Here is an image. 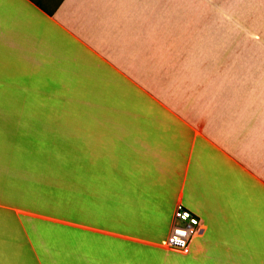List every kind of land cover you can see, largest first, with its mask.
Segmentation results:
<instances>
[{"label":"crops","instance_id":"1","mask_svg":"<svg viewBox=\"0 0 264 264\" xmlns=\"http://www.w3.org/2000/svg\"><path fill=\"white\" fill-rule=\"evenodd\" d=\"M240 11L0 0V189L37 217L0 223L13 264H264V53L241 51L264 37ZM177 204L200 219L186 255L164 247Z\"/></svg>","mask_w":264,"mask_h":264},{"label":"rangeland","instance_id":"2","mask_svg":"<svg viewBox=\"0 0 264 264\" xmlns=\"http://www.w3.org/2000/svg\"><path fill=\"white\" fill-rule=\"evenodd\" d=\"M226 4H237L239 9L242 10L238 14L241 18V20H252L255 21L257 24L256 29H251V35H256L257 37H264V28L260 27L264 25V14L261 11H251V12H245L243 11L244 9H250L252 7V10H259L263 8V5H254L250 6V1L248 0H226ZM246 31V30H245ZM248 31V30H247ZM244 30H242V33ZM242 35H246L245 33ZM241 51H252V52H257V53H264V44H259L257 43L256 45H246V44H241ZM9 96H15L19 94H7ZM25 97L26 94H24ZM40 96V95H38ZM40 98L36 97V95H29V100L32 101H41L39 100ZM31 102V101H30ZM28 102V104H31ZM46 114L48 116H51L52 118L56 119V115L58 116H63V114L67 112H73V110H45ZM6 121V120H5ZM16 128V127H14ZM1 168V167H0ZM4 173V174H3ZM0 174L7 175L5 173V168L0 169ZM2 175H0V180H2ZM1 183V182H0ZM18 201V200H17ZM15 201L8 199V197H4L3 192L0 189V223H12L10 220H8V212H14L17 215L23 216L26 218V221H30V218H37L35 215L29 214L27 212H21L19 210H13V204ZM7 217V218H6ZM28 219V220H27ZM33 225V224H31ZM13 233L11 231H6L3 229L0 225V248L4 249L3 254H0V264H13L16 261V253H12L15 249H23L20 245H16V239L13 240ZM2 240H7L5 242H2ZM6 245V246H5ZM198 260L194 262V264H210L208 261H206L203 258H197ZM27 264H34L33 260L30 258V255L27 253V258H26Z\"/></svg>","mask_w":264,"mask_h":264},{"label":"built area","instance_id":"3","mask_svg":"<svg viewBox=\"0 0 264 264\" xmlns=\"http://www.w3.org/2000/svg\"><path fill=\"white\" fill-rule=\"evenodd\" d=\"M200 230V219L177 204L173 211V221L165 238L164 247L172 252L186 255L191 240Z\"/></svg>","mask_w":264,"mask_h":264},{"label":"trees","instance_id":"4","mask_svg":"<svg viewBox=\"0 0 264 264\" xmlns=\"http://www.w3.org/2000/svg\"><path fill=\"white\" fill-rule=\"evenodd\" d=\"M49 195H50V201H54L56 202L57 200H59V198L61 199V204H62V200L65 199V197L68 195L69 190L67 189L65 191H60L61 193H58V190L56 188H49ZM73 191V190H72ZM57 193H58V197H57ZM65 202L67 203V200L65 199ZM64 210L68 213V207L65 205L64 206ZM51 215H53L54 217H58L59 215L56 213H50ZM62 217V216H61ZM66 219H71V220H75L77 217V220H79V211L76 212L75 214H73V210L70 211V213L68 215L65 216ZM73 220V221H74ZM52 239H49V242H51ZM54 257H55V253H53Z\"/></svg>","mask_w":264,"mask_h":264}]
</instances>
